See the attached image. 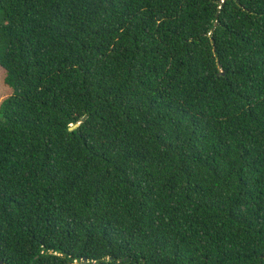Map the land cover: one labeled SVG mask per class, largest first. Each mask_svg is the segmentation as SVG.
Listing matches in <instances>:
<instances>
[{
	"label": "trees",
	"instance_id": "16d2710c",
	"mask_svg": "<svg viewBox=\"0 0 264 264\" xmlns=\"http://www.w3.org/2000/svg\"><path fill=\"white\" fill-rule=\"evenodd\" d=\"M0 67V262L264 264V0H0Z\"/></svg>",
	"mask_w": 264,
	"mask_h": 264
},
{
	"label": "rangeland",
	"instance_id": "374dc122",
	"mask_svg": "<svg viewBox=\"0 0 264 264\" xmlns=\"http://www.w3.org/2000/svg\"><path fill=\"white\" fill-rule=\"evenodd\" d=\"M11 95L12 91L5 84V72L0 67V104Z\"/></svg>",
	"mask_w": 264,
	"mask_h": 264
},
{
	"label": "water",
	"instance_id": "95a60500",
	"mask_svg": "<svg viewBox=\"0 0 264 264\" xmlns=\"http://www.w3.org/2000/svg\"><path fill=\"white\" fill-rule=\"evenodd\" d=\"M85 120H86V117L83 119V121H85ZM78 126H79V124H77V125H75V126L71 127V130H73V129L77 128ZM0 264H3V262H0Z\"/></svg>",
	"mask_w": 264,
	"mask_h": 264
}]
</instances>
